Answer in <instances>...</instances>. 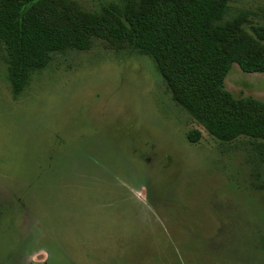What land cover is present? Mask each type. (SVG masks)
<instances>
[{"label":"rangeland","instance_id":"374dc122","mask_svg":"<svg viewBox=\"0 0 264 264\" xmlns=\"http://www.w3.org/2000/svg\"><path fill=\"white\" fill-rule=\"evenodd\" d=\"M64 1L89 47L52 53L18 95L0 43V264H264V138L213 137L108 33L106 8L174 0ZM226 5L229 39L264 49V0ZM223 89L264 104V75L236 64Z\"/></svg>","mask_w":264,"mask_h":264},{"label":"trees","instance_id":"16d2710c","mask_svg":"<svg viewBox=\"0 0 264 264\" xmlns=\"http://www.w3.org/2000/svg\"><path fill=\"white\" fill-rule=\"evenodd\" d=\"M226 3L174 0L168 12L154 4L146 13L106 8L112 24L108 33L149 55L175 99L213 137L223 142L239 136L264 138V104L233 100L223 89L234 64L243 73L264 75V49H247L229 39L235 31L229 32L231 23L225 22ZM64 7V0H0V43L16 95L47 66L52 53L89 47L94 27L66 15Z\"/></svg>","mask_w":264,"mask_h":264}]
</instances>
